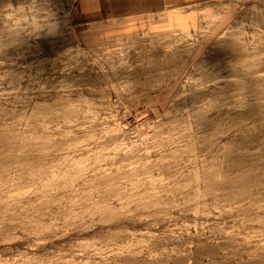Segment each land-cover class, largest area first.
Here are the masks:
<instances>
[{
	"label": "rangeland",
	"instance_id": "1",
	"mask_svg": "<svg viewBox=\"0 0 264 264\" xmlns=\"http://www.w3.org/2000/svg\"><path fill=\"white\" fill-rule=\"evenodd\" d=\"M136 1L212 12L0 0V264H264V0Z\"/></svg>",
	"mask_w": 264,
	"mask_h": 264
},
{
	"label": "crops",
	"instance_id": "2",
	"mask_svg": "<svg viewBox=\"0 0 264 264\" xmlns=\"http://www.w3.org/2000/svg\"><path fill=\"white\" fill-rule=\"evenodd\" d=\"M136 0L128 6L115 0H81L80 13L82 20L89 25L88 30H96L97 36L103 40L132 39L146 32L181 30L188 31L199 28L205 15L212 9L204 6L182 8L180 6L153 7L147 2L144 7H138ZM163 4V3H162ZM165 4V2H164ZM156 5V4H155ZM153 13L162 14L153 18ZM93 26V27H92ZM100 30H113L102 32Z\"/></svg>",
	"mask_w": 264,
	"mask_h": 264
}]
</instances>
